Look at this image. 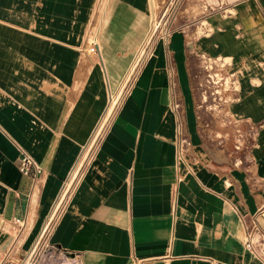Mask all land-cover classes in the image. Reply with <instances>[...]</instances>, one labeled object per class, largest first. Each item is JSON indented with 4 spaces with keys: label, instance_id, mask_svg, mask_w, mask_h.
I'll return each mask as SVG.
<instances>
[{
    "label": "crops",
    "instance_id": "crops-1",
    "mask_svg": "<svg viewBox=\"0 0 264 264\" xmlns=\"http://www.w3.org/2000/svg\"><path fill=\"white\" fill-rule=\"evenodd\" d=\"M227 2L140 63L149 0H102L86 62L98 0H0V264L40 242L79 264H264L243 243L264 235V0ZM221 66L242 141L228 151L206 140L193 81Z\"/></svg>",
    "mask_w": 264,
    "mask_h": 264
},
{
    "label": "rangeland",
    "instance_id": "rangeland-1",
    "mask_svg": "<svg viewBox=\"0 0 264 264\" xmlns=\"http://www.w3.org/2000/svg\"><path fill=\"white\" fill-rule=\"evenodd\" d=\"M101 2L102 0H98L87 29V31L90 30L95 34L97 38L98 33L94 31L93 26ZM227 3V0H149L148 21L150 22L149 30L151 28L150 32H152V35L148 43L146 42L145 46L142 47L144 52L140 63L148 56L155 40L163 36L168 38L175 30L183 29L185 31L188 29L191 31L192 27L190 25L197 23L196 35H203L205 32V19L211 14L214 15L213 13L215 12L228 13L229 11L226 10L229 7L226 5ZM105 6L106 4L104 5V9ZM142 48L139 52H142ZM81 56L83 62H86L85 59L87 57L96 60L97 53H84ZM134 67L132 66V68ZM136 72L137 70L134 71L126 86L122 89L115 110L119 107L120 102L128 92L134 81V77L137 75ZM193 72H195L193 81L199 124L206 140L215 143L221 149L225 148L226 151L230 148L235 149V145L242 144V141L239 138L240 133L237 132L236 124L232 120L233 118L228 117L229 113L226 107L227 102L230 100V96L226 97V92L233 85L235 86V84H231V77L227 75L229 70L221 66L219 70H205L203 67L202 70H193ZM114 94L115 92L112 93V95ZM23 260L20 264H24L27 260L28 263L26 264H79L75 257H72L70 254H66L54 247L46 246L42 242L36 245L33 251L27 252ZM19 262L17 254L14 253L6 264H17Z\"/></svg>",
    "mask_w": 264,
    "mask_h": 264
},
{
    "label": "built area",
    "instance_id": "built-area-1",
    "mask_svg": "<svg viewBox=\"0 0 264 264\" xmlns=\"http://www.w3.org/2000/svg\"><path fill=\"white\" fill-rule=\"evenodd\" d=\"M84 51L89 54H96L99 51L97 37L90 30L85 34V47ZM185 148V141L179 139L177 141V156L179 159L182 158L183 150ZM20 170L23 174L31 173L32 168L34 167V172H38L37 166L35 165L32 157L23 153L19 159ZM245 248L256 255L260 260L264 262V235L256 232L247 233L244 240Z\"/></svg>",
    "mask_w": 264,
    "mask_h": 264
},
{
    "label": "bare ground",
    "instance_id": "bare-ground-1",
    "mask_svg": "<svg viewBox=\"0 0 264 264\" xmlns=\"http://www.w3.org/2000/svg\"><path fill=\"white\" fill-rule=\"evenodd\" d=\"M97 26V19L95 18V22H94V26H93V28L95 29V27ZM97 42H98V40H97ZM225 60H227L228 62L230 61V59L229 58H224ZM136 65V64H135ZM235 74H236V76H237V73L235 72ZM236 85H237V89H238V87H239V84H238V76H237V81H236Z\"/></svg>",
    "mask_w": 264,
    "mask_h": 264
}]
</instances>
